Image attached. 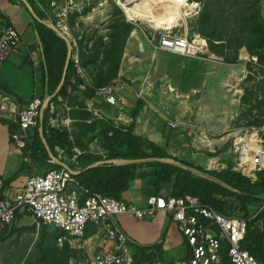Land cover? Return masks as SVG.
Listing matches in <instances>:
<instances>
[{"label":"crops","instance_id":"crops-1","mask_svg":"<svg viewBox=\"0 0 264 264\" xmlns=\"http://www.w3.org/2000/svg\"><path fill=\"white\" fill-rule=\"evenodd\" d=\"M180 8L182 7L180 6ZM186 8L193 10L190 15L181 16L179 14L177 17H173L172 13L166 11L167 17L165 20H170L169 24L171 27L176 26L180 20H185L195 12L194 7L189 6ZM150 14L154 17L157 16V13L152 10ZM0 16L2 18L0 20V35L2 34L4 23L8 21L10 25L21 33L23 39L17 52L13 53L7 60L0 61V98L9 97L4 102L6 110L0 112V201H6L12 200L23 189L29 177L47 171L50 168V163L53 162V160L46 161L40 157L33 158L25 155L23 148L19 147L12 139L10 127L12 124L16 128V131L23 137L25 144L28 140H33L37 130L40 131L43 137L41 126L24 131L12 120V116L36 96L51 100L52 96L50 95L47 77L45 76L47 70L45 61L41 66L35 67L30 60L29 54L32 48L41 46L43 48L39 32L36 29V21L40 20L52 28L53 21L46 9V4L39 0L33 2L28 0H0ZM131 17L135 18L134 14ZM151 26L156 28L155 24ZM167 29L169 28L167 27ZM58 33L67 40L71 51L73 41L62 33ZM136 33L131 32L127 40L119 68V75L114 83L118 97L117 105L108 103L105 97L99 96L97 93L85 100L83 86H91V78L95 75V69L92 65L87 66L86 69L78 65V72L84 81V85L74 90L69 87L68 93L71 94V97L76 98L77 101L79 100L80 103L85 100L83 109L92 113L93 117L111 120L116 126L121 127H127L134 122V133L148 137L155 143L165 145L168 138L166 136L170 135L169 138L174 136L175 138L173 137L167 142L168 152L181 160L188 161L180 156L184 155L181 151L190 146L191 143V141L185 142L180 138L182 137L181 134L189 137L186 129L171 130L165 123L160 124V122L157 123L156 121L157 116L161 118L156 111L162 108L161 92L164 91L160 82L163 79V74H166L173 89L181 93L182 91H187L190 98L180 100V107L186 106L188 110H192L189 114L193 116L196 106L193 96L196 91L197 65H204L202 80L206 85L208 80H210L211 64H206L207 57L198 56L197 54L181 55L156 48L153 43L144 41ZM135 35L137 36L134 38ZM92 43L91 41L89 46ZM244 57L246 56L242 54V58ZM63 82L62 78L54 95L59 92ZM148 102L152 105V108L148 105ZM53 107L63 110L62 118L67 122L65 128L69 131H73L75 125L81 122V111L83 109L79 103L76 102L74 106L69 105L68 99L60 95L51 110ZM173 132L177 134H173ZM44 142L46 143L45 140ZM171 148L180 151L176 154L171 151ZM90 151L99 155L105 154L98 140L91 143ZM191 158L194 162H188L204 166L205 160L203 162H195L194 156H191ZM53 159L60 162L56 157H53ZM24 163L26 166L21 175L12 183L3 187V181L21 168ZM60 163L61 165L67 164L64 159ZM160 187L161 194H167L170 190L168 183H162ZM123 196L130 205L138 208L147 205V199L142 192L141 180H135L129 190L124 192ZM117 218L119 224L135 245L150 246L161 243L164 261H157L155 264H171L175 261L189 258L190 247L181 233L178 222L169 213L159 211L153 218L144 219H138L129 213H125ZM43 226L47 228L49 233L47 241L43 243L44 246L38 252L34 253L33 258H30L34 250L31 247L40 240ZM48 227L51 230L48 231ZM4 231H7L6 235L4 237L0 236V264H36L38 261L43 264H74L85 260L88 256L97 253L101 249L98 227L93 223L87 225L83 238L73 240L65 238L62 244L58 242V239L55 240L49 238V236L51 237L56 231H60L62 235L59 238H61L66 236L65 231L44 224L39 226L29 212L17 213L16 221L6 226L3 229ZM29 231H33L35 236L29 243L27 250L20 254L17 259L12 258L7 253L8 247L5 246L3 248L2 245H5L10 238L16 235V238L20 240ZM63 244L68 245L65 251L61 250ZM132 252H134L133 248H131V254Z\"/></svg>","mask_w":264,"mask_h":264},{"label":"trees","instance_id":"trees-1","mask_svg":"<svg viewBox=\"0 0 264 264\" xmlns=\"http://www.w3.org/2000/svg\"><path fill=\"white\" fill-rule=\"evenodd\" d=\"M180 5L183 8L193 7L188 0H180ZM116 12L120 13V16L111 19L106 34L93 36L90 40H78L79 65L85 69L92 65L95 69V75L91 78L92 85L83 86L85 100L95 95L98 88L111 84L118 78L125 46L133 31V25L121 14L122 11L118 6ZM7 24L10 23L7 21ZM36 29L44 48L47 69L45 76L52 97L44 109L41 125L44 138L37 130L33 140H28L22 147L25 155L40 157L46 161L53 160L48 170L61 168L60 162L64 159L69 168L76 173L79 182L91 193L100 192L117 200H125L124 192L129 190L135 180H141L142 192L147 199L151 195L161 194V184L168 183L170 186L168 195L180 197L192 194L219 213L226 216L240 215L248 223L247 234L241 245L264 264V169L257 171L255 180L234 170L232 166L220 171L206 169L204 166L181 160L170 154L167 150L170 135L166 136L168 137L166 144L160 145L148 137L136 135L134 122L127 127H121L116 126L111 120L93 117L92 113L83 109L85 100L80 103L68 93L69 87L74 90L84 85L78 66L72 57L64 82L59 92L54 95L65 73L70 47L67 40L46 23L37 20ZM198 31L207 39L206 48L217 54L212 56L207 51L202 52L200 56L215 58L226 63L235 64L239 61L241 47H247L250 53L255 54L256 49L264 45V24H256L253 31L244 38L238 32L232 31L225 36L215 31L207 10L202 12ZM91 41L93 43L89 46ZM248 94V89H244L243 102L250 101ZM60 95L68 99L69 105L74 106L77 102L83 109L81 122L75 125L73 131L65 127L47 126L51 107L57 103ZM260 102L264 103V99ZM248 123L252 126H262L264 110L254 114ZM10 127L12 135L16 128L12 124ZM95 140L100 142L104 155L90 151V145ZM53 157L60 162L55 161ZM150 158H161L166 161ZM124 160L130 162L124 163ZM170 161H177L183 165ZM25 166L24 163L15 173L7 177L2 186L5 187L16 180ZM201 172H206L220 181L207 178ZM6 232L2 230L0 236L4 237ZM46 233L48 236L47 228L43 226L41 236L44 237ZM61 235L62 232L56 231L52 237L57 240ZM67 247L68 245L63 244L61 250L65 251ZM131 248L134 251L132 264H155L157 261H164L161 243L150 246L131 243ZM228 249L229 245L225 242L221 250V264H232ZM36 264L43 263L38 261Z\"/></svg>","mask_w":264,"mask_h":264},{"label":"built area","instance_id":"built-area-1","mask_svg":"<svg viewBox=\"0 0 264 264\" xmlns=\"http://www.w3.org/2000/svg\"><path fill=\"white\" fill-rule=\"evenodd\" d=\"M39 1L46 4L53 27L73 41L71 57L78 66V40L71 35L70 19L74 15L86 12L93 0ZM260 9L264 17V0H260ZM174 28L176 26L168 29V33L158 39L155 43L156 48L181 55H196L201 51L202 44L192 42L193 37H190L187 31L173 33ZM22 41L21 33L5 22L0 35V61L7 60L17 52ZM29 57L35 67L41 66L45 61L42 46L32 48ZM251 60L257 63L258 57L253 55ZM114 83L98 88L96 93L105 97L108 103L117 105L118 97ZM6 99L9 97L0 98V112L6 110L4 106ZM49 101L50 99L43 97H34L12 116V120L24 131L40 127L44 109ZM62 112L63 110L53 107L47 118V126L65 127L67 122L63 120ZM243 130L245 131V129L241 131ZM11 137L19 147L25 146V141L18 131L13 132ZM252 137L264 150V124L260 127H248L245 136H238L235 139L234 146L239 155L236 163L240 168H232L255 180L256 174H251V171L257 173L263 170L264 160L260 152L254 154V161L250 159ZM159 211L169 213L178 222L181 233L190 247L189 258L171 264H221V250L225 242L229 245L228 255L232 264H262L241 245L247 234L248 223L240 215L226 216L219 213L192 194L180 197L168 194L151 195L147 198V205L138 208L125 200H117L100 192L91 193L79 182L76 173L67 164H63L59 169L32 175L12 200L0 201V234L6 226L16 221L19 212H29L39 226L44 224L65 231L66 236L58 239L60 244L65 238L71 240L83 238L87 225L93 223L98 227L101 249L74 264H131L132 241L119 224L117 217L129 213L138 219L153 218Z\"/></svg>","mask_w":264,"mask_h":264},{"label":"rangeland","instance_id":"rangeland-1","mask_svg":"<svg viewBox=\"0 0 264 264\" xmlns=\"http://www.w3.org/2000/svg\"><path fill=\"white\" fill-rule=\"evenodd\" d=\"M122 1L130 3V7L136 4L134 0ZM188 2L195 7L196 11L185 20H180L173 33H186L187 31L190 37L201 43L203 48L197 54L198 56L202 52L209 51L205 46L207 39L198 31L200 18L205 10L211 16L215 31L225 36L232 31L238 32L244 38L245 35L253 31L256 24H264L260 0H188ZM116 6L120 8L121 14L126 20L132 23V32H137L139 37L146 42L150 41L153 45L168 33L167 27L172 28L166 24L170 20H165L167 3L162 0H151L144 4L139 16L142 19L146 17L143 20L131 17L133 12L123 8L119 4V0H93L86 12L74 15L70 19L71 35L76 40H90L93 36L106 34L109 31L108 24L111 19L120 16V13L116 12ZM151 10L157 13L156 17L150 14ZM153 24L156 28L151 26ZM208 53L217 56L215 52L209 51ZM242 54L246 57L242 58ZM253 55L258 57L257 63L251 60ZM206 64H211L210 80L206 85L202 80L204 65H197L196 91L193 96L196 106L193 116L189 114L192 110H188L186 106L180 107V100L190 98L187 91L177 92L171 87L166 74H163V79L160 82L161 88L164 90L161 92L162 108L156 111L161 118L157 116L156 121L160 124L165 123L171 130L185 128L186 133H189V137L185 134H181L182 137H180L185 142L191 141L190 146L181 151L184 154L180 155L183 159L194 162L191 158L194 156L195 162L205 160L210 163L211 160V165L204 162V167L216 171L229 166L240 168L236 163L239 155L236 152L234 141L238 136L246 135L247 128L252 126L248 123L250 118L264 110V103L260 102L261 99H264V45L257 48L255 54L250 53L247 47H241L239 61L235 64L215 58H208ZM244 89L249 91V102L242 100ZM148 105L152 108L149 102ZM242 129L245 131H241ZM173 134L177 133L173 132ZM173 137H170L169 140ZM171 151L177 154L180 150L171 148ZM256 168L258 169V166ZM251 174H256V172L251 171ZM49 230L51 229L48 227ZM16 236L2 245L3 248L8 247L7 253L15 259L27 250L35 233L33 231L26 232L20 240ZM51 237L49 236V238ZM45 241H47V233L31 247L34 250L30 258H33L34 253L44 246Z\"/></svg>","mask_w":264,"mask_h":264},{"label":"bare ground","instance_id":"bare-ground-1","mask_svg":"<svg viewBox=\"0 0 264 264\" xmlns=\"http://www.w3.org/2000/svg\"><path fill=\"white\" fill-rule=\"evenodd\" d=\"M136 1V4L132 7H130L129 5H131L130 3H125L123 2L122 0H119V4L123 7V8H126V9H129L130 11L133 12L134 16L136 19H139V20H142V18H140V13L142 11V8L144 7V4L147 2H151V0H134ZM163 2H166L167 3V12L168 13H172L173 17H177L179 14L181 16L183 15H190L191 12L193 10L191 9H187V8H183L181 5H180V0H162ZM180 6L182 8H180ZM172 11V12H171ZM167 25L170 26L169 23H166ZM178 25V24H177ZM176 25V26H177ZM171 27V26H170ZM174 26H172L173 28ZM250 145H251V155H250V159H252V161H254V154L257 153V152H260L262 154V158L264 160V150H262V148L256 144V141L255 139L252 137L251 138V142H250Z\"/></svg>","mask_w":264,"mask_h":264},{"label":"water","instance_id":"water-1","mask_svg":"<svg viewBox=\"0 0 264 264\" xmlns=\"http://www.w3.org/2000/svg\"><path fill=\"white\" fill-rule=\"evenodd\" d=\"M54 28V27H53ZM55 29V28H54ZM70 58H71V51H69V54H68V59H67V64H66V68H65V73H64V77H63V81H64V79H65V74H66V72H67V69H68V65H69V61H70ZM151 160H157V161H166V160H163V159H161V158H150ZM140 161V160H139ZM124 163H128V162H130V161H126V160H124L123 161ZM169 162V161H168ZM171 163H175V164H182V163H180V162H177V161H170ZM183 165V164H182ZM201 174L202 175H204L205 177H207V178H210V179H212V180H215V181H220L218 178H216V177H214V176H212V175H210V174H208V173H206V172H201Z\"/></svg>","mask_w":264,"mask_h":264}]
</instances>
